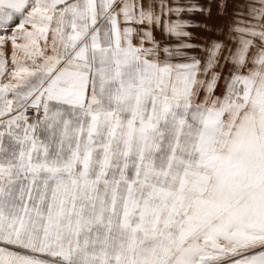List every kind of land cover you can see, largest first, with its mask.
<instances>
[{
	"label": "snow or ice",
	"instance_id": "1",
	"mask_svg": "<svg viewBox=\"0 0 264 264\" xmlns=\"http://www.w3.org/2000/svg\"><path fill=\"white\" fill-rule=\"evenodd\" d=\"M0 264H264V0H0Z\"/></svg>",
	"mask_w": 264,
	"mask_h": 264
}]
</instances>
